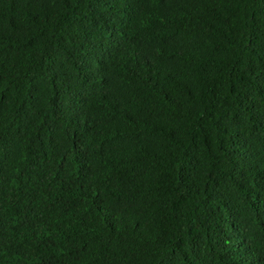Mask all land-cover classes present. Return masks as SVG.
<instances>
[{
	"label": "trees",
	"instance_id": "1",
	"mask_svg": "<svg viewBox=\"0 0 264 264\" xmlns=\"http://www.w3.org/2000/svg\"><path fill=\"white\" fill-rule=\"evenodd\" d=\"M0 264H264V0H0Z\"/></svg>",
	"mask_w": 264,
	"mask_h": 264
}]
</instances>
